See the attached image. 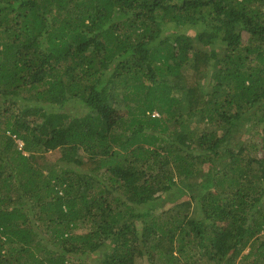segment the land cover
Masks as SVG:
<instances>
[{
	"label": "trees",
	"instance_id": "trees-1",
	"mask_svg": "<svg viewBox=\"0 0 264 264\" xmlns=\"http://www.w3.org/2000/svg\"><path fill=\"white\" fill-rule=\"evenodd\" d=\"M0 264H264V0H0Z\"/></svg>",
	"mask_w": 264,
	"mask_h": 264
},
{
	"label": "rangeland",
	"instance_id": "rangeland-1",
	"mask_svg": "<svg viewBox=\"0 0 264 264\" xmlns=\"http://www.w3.org/2000/svg\"><path fill=\"white\" fill-rule=\"evenodd\" d=\"M122 113H123V114H125V111H124V110H122ZM173 192H176V191L174 190ZM173 192H171V193H173Z\"/></svg>",
	"mask_w": 264,
	"mask_h": 264
}]
</instances>
